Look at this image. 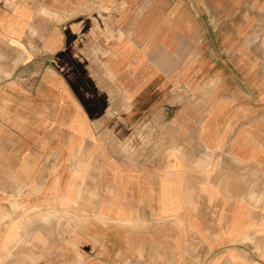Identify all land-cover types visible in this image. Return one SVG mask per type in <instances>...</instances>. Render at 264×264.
<instances>
[{
  "label": "crops",
  "instance_id": "0c3cea01",
  "mask_svg": "<svg viewBox=\"0 0 264 264\" xmlns=\"http://www.w3.org/2000/svg\"><path fill=\"white\" fill-rule=\"evenodd\" d=\"M0 264H264V0H0Z\"/></svg>",
  "mask_w": 264,
  "mask_h": 264
}]
</instances>
